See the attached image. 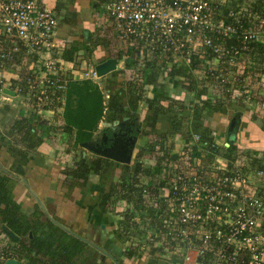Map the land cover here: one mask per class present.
<instances>
[{
    "label": "built area",
    "instance_id": "built-area-1",
    "mask_svg": "<svg viewBox=\"0 0 264 264\" xmlns=\"http://www.w3.org/2000/svg\"><path fill=\"white\" fill-rule=\"evenodd\" d=\"M223 1L112 0L106 11L119 43L125 46L124 60L130 58V45L137 42L141 45L139 58L147 60L158 55L189 65L196 57L204 60L201 64L227 63L233 67L241 65L240 60L249 66V41L264 34V16L260 9L243 4L225 15L218 8ZM58 25L55 10L39 0H0V27L11 43L9 50L1 52L0 69L8 67L14 59L12 53L22 48L37 54L34 64L43 68L37 73L30 63L23 78L25 85L0 77L3 97H11L2 92L5 86L40 108L48 106L55 93L65 91L68 78L63 76L60 57L65 40L59 39ZM236 36L241 45H230L229 40ZM54 51H59L56 56ZM231 70L232 75L239 71ZM74 78L99 79L91 58ZM110 95L105 89V105ZM216 135L212 131V137ZM191 143L210 144L199 133L191 135ZM222 144L229 146L228 141ZM186 162L178 164L168 186L153 196L157 209L162 208L158 210L161 222L148 231L147 240L173 245L174 254L187 264H191L192 252H196L195 264H264V185L258 184L261 180L264 183V167H246L244 161L216 156L215 173L203 175ZM147 188L144 186L145 194ZM15 255L12 248L0 244V264L15 259Z\"/></svg>",
    "mask_w": 264,
    "mask_h": 264
},
{
    "label": "trees",
    "instance_id": "trees-1",
    "mask_svg": "<svg viewBox=\"0 0 264 264\" xmlns=\"http://www.w3.org/2000/svg\"><path fill=\"white\" fill-rule=\"evenodd\" d=\"M243 1L246 0H225L218 5V8L226 15L230 9H237L239 4L242 5L243 3L240 2ZM250 2L247 5L260 9L264 16V0H250ZM229 20L227 19V21ZM245 25L248 26L247 23ZM237 36L229 40L230 45H241V39ZM119 42L117 34L112 29L102 33L101 44L106 48L119 45ZM140 46V43L136 42L130 45L128 50L130 49L131 56H139ZM249 46L252 49L250 52V63L252 62V64L249 66L247 62L240 60L241 65L233 67H230L227 63L226 65L212 64L211 62L201 64L204 60L196 57L189 65H178L171 58L155 55L152 59L145 60L144 65H139L137 59V63L130 59L129 64L136 73L133 77L131 76L128 82L117 85L114 91L110 86H101L88 79L70 78L67 82L61 119L66 128L75 129L73 147L80 149L78 147L80 143L90 142L102 118H105L111 124L122 118L123 124L127 126V136H145L151 145V149L148 148L149 150H147L142 144L144 147L142 146L143 148L137 152L134 167L131 169V167L126 166L120 175V181L112 182L101 199L104 208L106 205H113L117 200L129 205L119 224L123 230L121 240L133 239L132 242H137L140 247L144 244L147 246L154 244V242L147 240V233L159 226L161 218L158 217V210L162 208L157 209L156 206L158 205H156L153 196L158 195L159 189L168 186L171 175L178 164L184 162L182 160L185 157L188 158V167L201 170L203 175L215 173L213 170L216 156L231 162L234 160L244 161L246 167H255L264 159V156L262 157L257 152L245 153L229 139V146L217 142L212 137V131L214 130L209 129L210 127L206 124L207 118L214 113H226L228 107L234 103L238 106H247V101L251 100L262 106L264 118V34L261 33L257 40L249 41ZM10 48L11 43L9 40L6 39L4 33L0 34V56L2 51ZM24 50L22 48L20 51L13 52L15 60L13 59L7 67L13 68L19 75L23 73L26 64L36 56L34 53ZM124 51L123 48L119 53H116L117 56H113L120 59ZM73 52V50H70V54L66 53L65 58L71 60ZM243 64L247 66L244 67ZM231 69L236 71L238 69L239 71L232 75ZM159 77H167L175 88H183L184 91L191 92L198 100L195 99V102L190 100V103H186L181 98L169 96L162 88L163 86L158 84ZM21 83L25 85L24 79ZM105 89L111 91L107 105L104 104L103 92ZM149 92L152 93L151 96L148 95ZM60 97L58 92L52 99L50 106L55 107V103L60 102ZM141 104H145L147 108V114L142 121L138 117ZM187 104L189 105L187 106ZM1 108L4 114L8 111L7 105ZM184 113L189 114L186 129L190 136L193 133H199L203 141H209L210 144L201 146L187 143V147L183 148V152L178 154L173 151L174 136L185 129L184 118L186 116H184ZM239 114L241 115V112L236 113L240 118ZM166 116L169 117V126L168 130L162 133L161 124L168 118ZM25 121L24 125L19 126L18 132L9 129H6V131L25 146L33 148L35 143L26 136L33 133V127L28 123V120ZM21 122L16 121L15 124L18 125ZM262 123L264 130V121ZM104 130L108 136H112V126H106ZM55 142H58V140ZM174 154L177 155L175 159L173 158ZM103 159L102 156L92 158L91 162L85 159V162L82 163L81 150V155L74 166L65 172V181L69 185L78 183L86 185L91 170L99 171L102 168ZM152 160L155 161L153 176H158L157 181L153 178L142 181V176L146 175L148 177L151 174L152 170L148 165ZM208 161L212 162L208 163ZM144 186L148 187L149 192L147 194L144 193ZM1 204H3L2 215H4L3 220L6 226L16 234L23 233L27 239L26 245L30 243L25 258L28 260L31 258L34 264H40L36 254L44 252L52 258V264H73L68 260L72 259L76 249L80 246L82 248L85 243L67 232L62 234L63 230L52 221L45 224L39 220V222L36 220L31 221L18 215L19 206H16L12 201L6 178L0 179ZM39 229H41V234L44 233L45 235L37 236L36 232ZM46 229L48 230L46 231ZM171 246L173 247V245ZM139 248L137 247V249ZM150 249L153 253L161 251L162 247L150 246ZM139 250L144 252V249ZM129 254L135 256L138 253L131 248Z\"/></svg>",
    "mask_w": 264,
    "mask_h": 264
},
{
    "label": "crops",
    "instance_id": "crops-1",
    "mask_svg": "<svg viewBox=\"0 0 264 264\" xmlns=\"http://www.w3.org/2000/svg\"><path fill=\"white\" fill-rule=\"evenodd\" d=\"M39 1L40 4L54 9L58 16L59 25L57 34L62 37L59 39L65 40L63 52L60 54L65 67V71L62 73L63 76H67L68 81L70 78L85 80L74 78V75L78 77V72L87 66V62L90 58L94 65L108 58H116L113 54L109 57L107 55L108 49L101 44V36L104 31L112 29V31L117 34L114 22L108 13L107 16L110 20L95 15V0ZM70 50L74 51L72 55L73 58L67 60L65 54H70ZM56 52L59 51H54L55 56ZM35 55V58L33 60L31 59L30 63L31 65L33 64V69L39 73L43 68L41 64H34V61H38V56L37 54ZM128 59L124 60L122 57L120 59L117 58V85L128 82L131 76L133 77L135 74L134 68H130L126 65ZM250 64H252V62L249 63V65ZM10 72L11 73L6 75L7 79H15L18 77L19 73L15 72V70H13V73L12 69H10ZM102 78L99 77V79L91 81L104 86L101 82ZM4 88L5 86H2V92ZM114 89L115 87L112 88L113 91ZM59 93L61 96L59 99L60 102H56L54 105L55 107H51L50 105L57 93L52 96L48 106L40 108L17 93L15 96L9 98L3 97L2 102H0V179L6 178L8 181L12 201L16 206H19V212L17 214L28 220L41 221V223L44 222L45 224H48V221H52L63 230L61 232L62 234L67 232L75 238H79L78 235L84 237L86 241L81 238L79 239L86 245H83L82 248L81 246L78 247L72 259L68 260L69 262H73V264H187L181 262V258L174 254V249L170 245H163L155 242L153 245L147 246L144 244L140 247L137 242H132L133 239L128 241L121 240L123 230L119 224L124 217L123 215H113L110 212L98 214L96 212L98 215L92 217V194L89 193L87 187L89 185V190L92 192L93 189L94 191L96 184L93 185V183L95 182L91 183L92 180H90L86 185H81L79 183L69 185L65 181V172L74 166L77 157L74 150L76 148L73 147L75 129L66 128L61 119L65 101V91ZM175 98L183 99L181 96ZM4 105L8 106V111L5 112V114L2 112L1 108ZM237 112H241V115L239 114L240 118L238 117L240 123L236 135L230 136L228 134V129L226 130L228 126H226L222 134L220 132V134H218L216 131L217 135L215 140L224 143L231 138L232 142L245 153L257 152L260 153V155L262 153L264 154V152H262L264 151L263 123H259V121H264L262 106L251 100L247 101V106H238V104L234 103L232 106L228 107L226 113L216 112L214 114L219 113L223 116L229 115L227 119L229 124L231 118L236 115ZM146 114L147 108L145 104H141V120L145 118ZM209 118H207L206 124ZM24 119L28 120V123L33 127V133L26 135L35 143L33 148L25 146L18 141L16 137L6 131V129H9L13 130V132H18L19 126L24 125L26 122ZM165 120L168 121L169 117ZM16 121L22 122L17 125L15 124ZM115 123L127 127L123 124L122 118L116 120L114 124ZM114 124L102 118L98 128L94 131L91 141H99L100 139H98L97 135L100 134L102 138V136L106 134L104 128L106 126L114 127ZM165 124L166 122L161 124V129L163 127L165 128ZM115 131L118 133L117 127ZM136 138L138 139V137ZM57 140L58 142H55ZM70 143L72 147L69 145ZM67 145L74 149L68 150ZM79 148L83 150L81 147ZM135 149L136 148L133 150ZM174 152L177 153V151ZM92 154V158L94 159L101 157L93 152ZM87 156L90 157L89 154H87ZM87 156L86 159H88ZM70 157L71 159L73 158L72 163L68 162L71 161L68 160ZM62 159H64L63 162ZM117 164H119V167H117ZM120 165L122 167H120ZM123 165L132 166L131 163L124 164L104 158L102 160V168L99 171L91 170L89 177L94 181V179L105 175L109 178V184H112L113 180H110V178H112L115 173L120 175L124 170L120 171ZM96 187H98V185ZM98 199L99 197H97V200ZM2 208L3 204L0 205V227L1 229L4 228L12 231L6 226L3 220L4 215H2ZM116 211L118 212V210ZM98 219H103L104 222L98 223ZM47 230L48 229H46V231ZM4 231L6 232V230ZM14 235L18 237L17 240H14L16 241L14 248L10 246L13 250L18 249V251H15L16 255L14 258L18 260L20 264H22V262L24 264H34L31 258L29 260L25 258L26 250L30 243L26 245L27 239L24 234L14 233ZM30 235L32 236V233ZM36 235L41 237L45 234H41V229H39ZM150 246L156 248L159 246L162 247V250L151 253ZM137 247H140L139 249H144V252H141ZM131 248L137 251L138 254L131 256L129 254ZM103 250L116 256L117 262L109 255H104L102 253ZM97 253H99L101 258L97 257ZM31 254L33 255V252ZM36 257L40 264L53 263L52 258L44 254V252L37 253Z\"/></svg>",
    "mask_w": 264,
    "mask_h": 264
},
{
    "label": "rangeland",
    "instance_id": "rangeland-1",
    "mask_svg": "<svg viewBox=\"0 0 264 264\" xmlns=\"http://www.w3.org/2000/svg\"><path fill=\"white\" fill-rule=\"evenodd\" d=\"M111 0H95V2H96V7H95V15L97 16V17H101V18H103V19H108V20H110L109 18H108V16H107V11H106V9H105V7H106V5H107V3L108 2H110ZM240 3H243V6L244 7H246V6H248L247 4L249 3H251L250 2V0H246V1H243V2H240ZM250 6V5H249ZM251 7V6H250ZM254 8V7H253ZM102 19V20H103ZM59 20V19H58ZM3 32H2V30H1V27H0V34H2ZM137 43V42H136ZM133 45V44H132ZM115 47H117V48H115ZM125 46L123 45V43H120L119 45H115V46H111V47H109V48H107L108 49V51H107V55L110 57V55L111 54H113V55H116L117 56V52L119 53L120 51H121V49H123ZM116 49V50H115ZM120 50V51H119ZM130 52V49L128 50V54H130L129 53ZM125 53V52H124ZM123 53V54H124ZM142 54H144V53H142ZM139 56H131L130 55V58L127 60V62H126V65H129V67L130 68H132V66L129 64V62H130V59L132 60V61H135L136 63H137V60H138V62H139V65H144L146 62H145V60H147V59H144V57H142V58H138ZM137 59V60H136ZM14 60H15V58H14ZM8 64H10L9 62H8ZM7 64V65H8ZM29 64H30V62L28 63V64H26V66H25V68H24V70H23V73H25L24 75H23V73L22 74H18V77L17 78H15V79H13V80H19V81H22V79L24 78V76H26V74H27V72H28V67L27 66H29ZM20 67H22V65H20ZM243 67V66H242ZM246 67V66H245ZM12 69V72H13V68H11ZM8 73H11L10 72V68H3V69H0V77H6V75H8ZM14 73V72H13ZM136 73V72H135ZM20 76V77H19ZM102 78V77H101ZM116 79H117V70H114V71H112V72H110V73H108V74H106L105 76H103V78H102V80H101V82L103 83V85L104 86H107V85H110L111 86V88H113V87H116V85H117V82H116ZM8 80H12V79H8ZM158 84L159 85H162L163 87V89H165V91L168 93V95L169 96H174V97H178V96H181V97H183V99H184V101L186 102V103H190L192 100L195 102V99H197L198 100V98L195 96V95H193L191 92H186V91H184L183 90V88H181V89H179V88H175L174 86H173V84H172V82H170L169 81V79L167 78V77H165V78H160L159 77V82H158ZM178 94H180V95H178ZM148 95H152V93H148ZM2 98H3V96H2V94H1V91H0V102H2ZM5 99H7V98H5ZM191 100V101H190ZM189 104H187V106H188ZM246 108V107H245ZM187 112V111H186ZM142 115V114H141ZM141 115L139 114V120L140 121H142L141 119H142V117H141ZM189 114L188 113H184V116H186L184 119H185V129H183V130H181L178 134H176L175 136H174V148H173V151H177V153H182L183 152V149L182 148H184V147H187V143H190V145H192V143H191V136H190V133L187 131V129H186V126H187V119L189 118V116H188ZM228 116L229 115H226V116H223V115H221V114H219V113H217V114H213L210 118H209V120H208V126L210 127L209 129H212V130H216L217 131V133L218 134H222L223 132H224V129H225V127L226 126H229V124H228ZM258 120V119H257ZM263 121V120H262ZM262 121H259V123H262ZM164 122H166V124H165V128L163 127L161 130H163L162 131V133H164L165 131H167L168 130V126H169V122L168 121H164ZM142 123V122H141ZM143 125H144V123H142ZM117 126H122L121 124H117ZM126 128V127H125ZM127 129V128H126ZM228 128L226 127V130H227ZM144 131V129L142 130V132ZM220 132V133H219ZM142 134V133H141ZM97 137H98V139H100L101 140V135L100 134H98L97 135ZM140 138V139H139ZM147 137H145V136H142L141 135V137H138V139L136 138V143L134 144V148H136L135 150H133V153L134 154H132L133 155V157H132V159H131V164H132V166H131V169L134 167V164H135V161H136V155H137V152L140 150V149H142L144 146V148L145 149H147V150H149V149H151V145L148 143V141H147ZM186 143V144H185ZM221 143V142H220ZM142 144H144V146L142 145ZM70 146H71V143L69 144ZM81 145V143L79 144V146L78 147H81L80 146ZM70 146H68L67 145V149L68 150H72V149H74V148H71ZM143 146V147H142ZM189 146V145H188ZM69 147H70V149H69ZM149 148V149H148ZM75 150V153H76V157H77V160L79 159V157H80V155H81V150L80 149H74ZM262 152H264V151H262ZM74 153V152H73ZM87 154H89V156L90 157H88L87 156V158H88V161L89 162H91L92 161V151H87ZM262 155V157L264 156V154L262 153L261 154ZM147 156V155H146ZM72 157V156H71ZM71 157L68 159V160H71V161H68L69 163H72V160H73V158L71 159ZM67 158V157H66ZM106 159V158H105ZM63 160L64 159H62V162H63ZM185 160H188V158L187 157H185L182 161H185ZM209 162H212V161H208V163ZM183 163V162H182ZM181 163V164H182ZM187 163V162H186ZM198 163V162H197ZM91 164V163H90ZM155 164V161L154 160H152L151 162H150V164L148 165V167L149 168H151V174H149L148 175V177L145 175V176H142V181H145V180H148V179H150V178H153V179H155L156 181H157V178H158V176H153V166H155L154 165ZM70 165H72V164H70ZM118 166L117 167H119V164H117ZM187 165V164H186ZM256 166V165H255ZM120 167H122L121 165H120ZM125 167L126 166H124L123 165V168H120V171H122L123 169H125ZM128 167H130V166H128ZM257 167H264V159H262V161H261V163H259L258 165H257ZM118 169V168H117ZM102 175V174H101ZM121 175V174H120ZM120 175L118 174H116L115 173V175H113V177L112 178H110V180H113V182H116V181H120ZM103 176V175H102ZM90 180H92V182L91 183H93V182H95V183H93V185H95L96 184V186L98 185V187H94V191H93V189H92V192L89 190L90 189V187H89V185H88V191H89V193H91L92 194V217L94 216V215H98V214H101V213H105V212H110V213H112L113 215H123V214H125V212L127 211V209H128V207H129V205L128 204H126L125 202H121L120 200H117L115 203H113V205H106V209L102 206V202H101V199H102V196H103V193H105L106 192V189L108 188V186L110 185L109 183L110 182H108L109 181V178L107 177V176H103V177H99V178H96V179H94V181H93V179L91 178L90 179V177H89V180H88V182H87V184L90 182ZM261 181H263V180H261ZM261 181H259L258 182V184L259 183H261L262 184V186L264 185V183H262ZM90 183V184H91ZM92 185V184H91ZM97 197H99V199L97 200ZM115 197V196H114ZM113 201H114V199H112ZM111 206H112V208H111ZM116 210H118V212L116 211ZM98 214H97V213ZM137 216H139V215H137ZM100 222H104V220L103 219H101V220H99L98 219V223H100ZM97 227H99V226H97ZM88 241V240H87ZM15 243H16V241H14L10 236H8L7 234H6V232L4 231V228H2L1 229V227H0V244L4 247V248H6V246H13V248H14V245H15ZM86 245V244H85ZM12 248V247H11ZM14 251H18V250H15L14 249ZM97 255V257L99 258H101V256L99 255V253H97L96 254ZM95 255V256H96ZM191 255H192V258H191V260H190V263H192V264H195V263H193V260L194 259H196L195 258V255H196V252H195V254L192 252L191 253ZM92 257H94V256H92ZM19 258V257H18ZM96 258V257H95ZM22 264H24L23 262H22Z\"/></svg>",
    "mask_w": 264,
    "mask_h": 264
},
{
    "label": "water",
    "instance_id": "water-1",
    "mask_svg": "<svg viewBox=\"0 0 264 264\" xmlns=\"http://www.w3.org/2000/svg\"><path fill=\"white\" fill-rule=\"evenodd\" d=\"M95 69L97 72V75L101 78L105 76L106 74L114 71L117 69V58H108L107 60L98 63L95 65ZM3 92L10 95L15 96L16 91L10 88L5 87L3 89ZM239 118L237 115H234L228 126V134L230 136L236 135L239 129ZM118 123L114 124L113 127V134L112 136H108V134H104L102 136L101 140L99 141H90V142H84L81 143L82 150V163L85 162L87 151H92L93 153L102 156L104 158L112 159L114 161L129 164L131 163L134 144L136 143V137L133 136H127V132L119 131L118 133L115 131V128L117 127ZM122 130L125 129V126H121ZM231 140V138H230ZM232 141V140H231ZM104 142L106 144H104ZM177 157L176 154L173 155V158L175 159ZM6 230L7 234L13 239L17 240L18 237L14 235V233L8 229ZM78 235V234H76ZM79 238L86 241V239L80 235H78ZM102 253L105 255H109L114 261L117 262L116 256L113 254L103 250ZM5 264H20L18 260L16 259H9L6 261Z\"/></svg>",
    "mask_w": 264,
    "mask_h": 264
},
{
    "label": "flooded vegetation",
    "instance_id": "flooded-vegetation-1",
    "mask_svg": "<svg viewBox=\"0 0 264 264\" xmlns=\"http://www.w3.org/2000/svg\"><path fill=\"white\" fill-rule=\"evenodd\" d=\"M117 128H118V132H119V131H122V132L127 131L126 128L122 130L121 126H117ZM116 131H117V130H116ZM104 144H106V143L104 142ZM99 249H100V248H99ZM100 250H101V249H100Z\"/></svg>",
    "mask_w": 264,
    "mask_h": 264
}]
</instances>
